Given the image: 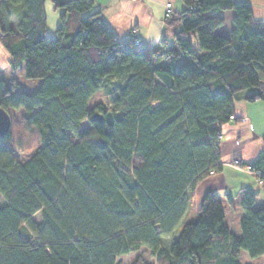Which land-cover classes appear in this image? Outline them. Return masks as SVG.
I'll use <instances>...</instances> for the list:
<instances>
[{"label":"trees","instance_id":"trees-1","mask_svg":"<svg viewBox=\"0 0 264 264\" xmlns=\"http://www.w3.org/2000/svg\"><path fill=\"white\" fill-rule=\"evenodd\" d=\"M51 1L62 10L56 36L48 33L46 0L0 4L10 68L41 79L30 93L0 73V106L25 110L24 129L39 142L18 160L8 144L17 134L11 115L0 138V264H122L132 253L131 264H148L143 247L155 264H243V253L263 256L260 190H243L239 235L212 190L197 217L183 219L197 183L223 169L222 125L231 115L241 119L239 94L264 101V19L247 0H183L166 18L174 43L157 50L136 44L134 35L120 40L91 11L95 0ZM221 10L235 11L230 35L217 32ZM101 89L109 107L91 106ZM109 111L112 124L93 118ZM85 120L90 126L81 128ZM234 161L264 176V150L253 161Z\"/></svg>","mask_w":264,"mask_h":264},{"label":"crops","instance_id":"crops-1","mask_svg":"<svg viewBox=\"0 0 264 264\" xmlns=\"http://www.w3.org/2000/svg\"><path fill=\"white\" fill-rule=\"evenodd\" d=\"M166 1L95 0L94 7L91 11H100L103 18L120 40H125L131 35H134L141 40V45L161 50L166 45H172L174 43L172 28L167 25L165 18ZM1 2L2 0H0V4ZM52 5L54 7L53 2ZM173 7L176 12L182 10L185 5L178 2V0H173ZM45 12L48 33L52 36V32L57 27V24H59V21H55L53 25L48 23L50 4H48L47 0L45 2ZM1 54L8 55L0 41ZM238 102L236 100V114L241 119H233L222 125V136L219 145L223 165L221 172L224 174L221 181V188L226 190L224 195L229 193L233 198L243 193L244 189L260 190L262 194L264 192V182L260 183L247 166L239 165L234 161L235 159H239L242 162L253 161L264 150L262 140V132L264 131V101H250L245 99L243 95H240ZM257 116L260 117L261 121L256 118ZM242 138H244V141H242ZM247 175L254 176L258 183L256 184L254 182L252 176L249 177ZM259 187H262V190ZM201 201L197 209L194 207V212L190 220L197 217ZM193 205H195L194 202ZM240 220L241 217L238 222L239 225ZM227 224L232 229L230 222H227ZM239 225L235 231H233L234 229L232 230L237 235L240 234ZM242 255L244 260L243 264H264V255L256 259H249L246 253Z\"/></svg>","mask_w":264,"mask_h":264},{"label":"rangeland","instance_id":"rangeland-1","mask_svg":"<svg viewBox=\"0 0 264 264\" xmlns=\"http://www.w3.org/2000/svg\"><path fill=\"white\" fill-rule=\"evenodd\" d=\"M48 4H50V12H49V19L48 23L53 25L55 21L60 20V13L61 9H55L52 5L51 0H47ZM253 10V15L255 18H261L264 19V0H247ZM178 2L184 4L183 0H178ZM219 15H221L225 19V23L217 30L219 33H223L226 35H230L231 29L233 27V15L235 14L234 10H221L218 12ZM16 19H11V24L15 27H17ZM55 26V25H54ZM58 26V24H57ZM57 28V27H56ZM56 28L52 32V36H56ZM262 30H264V26L262 27ZM11 61V58L9 55L1 54L0 55V73L1 76L5 79L6 84L11 83L13 80H17L18 87L21 90L28 91L30 93L34 92L39 85L41 84V79L34 78L29 79L25 77L24 72L22 69H17L13 72V70L10 68L9 63ZM241 93L239 94V96ZM110 96L105 92L104 89L99 90L94 97L91 100V106H94L97 103H102L104 106L109 107L110 104ZM237 102L239 101V97H237ZM239 103V102H238ZM25 110L23 109H16L12 110L11 114L12 117H14L15 125L14 130L17 131V134H13V139L8 141L9 146L13 150L16 158L20 161L27 160L37 149L38 147V139L37 135L29 133L24 129V121H23V115ZM11 117V118H12ZM259 121H261L260 117H256ZM90 123L88 120H85L81 123V128L89 127ZM264 130V128H263ZM242 141H244V138H242ZM248 170V169H247ZM249 171V170H248ZM223 173L219 171L217 174H210L209 176L205 177L204 179H201L197 185L194 188L193 191V202L195 205L190 206L188 211L185 214V217L183 221H188L191 219V216L193 214L194 207L199 206L200 201L202 200L203 194L207 190H212L215 192H218L221 196L222 201L224 202V207L226 209V221L230 222L232 230L235 231L238 228L239 225V219L242 217L244 213L242 200H243V193H240L239 195L234 197L233 204H230L228 198L224 195L225 189L223 190L221 188V181L223 178ZM251 177L252 175H247ZM254 182L256 184L258 183L256 181V178L252 176ZM259 189L262 190V187H259ZM262 199H259L257 203L255 204V207H258L261 204ZM243 210V211H242ZM242 212V213H241ZM41 217L40 213H37L35 215V218L39 220ZM240 226V225H239ZM181 227L178 229L180 230ZM172 240L171 238H163V241L166 245H169ZM143 255V259L145 263L148 264H155V259L152 257L149 249L143 247L140 251ZM137 254L132 253L129 255H123L121 262L122 264H131L133 260L136 258ZM244 261V260H242Z\"/></svg>","mask_w":264,"mask_h":264},{"label":"water","instance_id":"water-1","mask_svg":"<svg viewBox=\"0 0 264 264\" xmlns=\"http://www.w3.org/2000/svg\"><path fill=\"white\" fill-rule=\"evenodd\" d=\"M93 118L103 121L104 119L112 124L114 121V115L112 111H109L104 115L103 113L96 112L93 114ZM11 115L10 113L2 106H0V138H3L8 134L11 128Z\"/></svg>","mask_w":264,"mask_h":264},{"label":"built area","instance_id":"built-area-1","mask_svg":"<svg viewBox=\"0 0 264 264\" xmlns=\"http://www.w3.org/2000/svg\"><path fill=\"white\" fill-rule=\"evenodd\" d=\"M175 13L174 7H173V0H167L165 2V18H170L173 16V14ZM135 43L136 44H141V40L139 38L135 39ZM234 116L231 115L230 116V120H233ZM247 168L254 173V175L257 177V179L260 181V183L264 182V176H260L259 173L255 170H253L250 166H247ZM212 173H215V171L213 170Z\"/></svg>","mask_w":264,"mask_h":264}]
</instances>
